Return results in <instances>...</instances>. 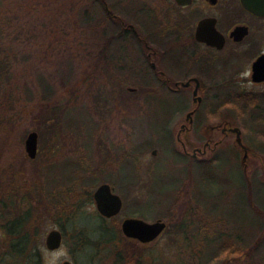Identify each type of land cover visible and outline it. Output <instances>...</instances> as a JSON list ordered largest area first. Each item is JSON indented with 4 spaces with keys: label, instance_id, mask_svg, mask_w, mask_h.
<instances>
[{
    "label": "rangeland",
    "instance_id": "rangeland-1",
    "mask_svg": "<svg viewBox=\"0 0 264 264\" xmlns=\"http://www.w3.org/2000/svg\"><path fill=\"white\" fill-rule=\"evenodd\" d=\"M1 16L7 37L0 41V58H7L3 68L9 78L0 84V185L4 190L10 187L14 198H6L3 222L18 214L19 200V210L25 208L29 188L32 206L38 207L42 219L41 264H61L66 258L73 264H217L246 252L259 236L249 260L232 264H264V233L259 222L257 227L253 224L252 206L245 211L249 241L240 250L227 247V233L204 234L205 246L195 235V220L202 213L208 222L219 219L215 222L222 223L226 231L228 222L223 215L228 213L230 196H236L232 188H237L241 174L225 150L220 151L215 167L196 168L191 155L183 154L177 134L185 113L193 108L192 92L153 88L160 84L158 78L149 77L142 69H135L134 74L116 71L117 53L132 63L133 57L145 58L144 47L127 42L131 49L128 56L125 46L121 51L115 40H110L108 65H95V52L102 48V0H0ZM111 30L114 28L109 25V37ZM115 71L129 75L119 76ZM44 83L51 85L49 89ZM142 85L153 86L147 87V92ZM133 86L136 89L131 91L128 87ZM49 90L54 94L46 99ZM31 130L38 132L34 159L27 156L24 144ZM200 136L193 124L181 139L187 140L191 152ZM210 155L203 156L204 161L211 163ZM100 166L102 178L96 172ZM47 171L49 183L58 182L56 188L64 194L59 203L52 204L46 194ZM178 181L183 183L175 186ZM101 182L114 186L123 198L121 212L114 221H107L109 229L118 230L122 218L130 215L148 221L160 218L168 224L166 230L145 247L127 240L119 230L111 244H99L101 236L96 231L90 236L92 243L79 246L76 229L96 228L97 222L92 199L79 205L74 204L75 199L81 190L91 196ZM20 190L25 200L19 199ZM262 191L260 199H255L260 202L258 207H264V188ZM76 208V217L68 219V213ZM53 227L62 231L63 243L50 252L44 247L45 236ZM3 232L0 228V253L3 245H8Z\"/></svg>",
    "mask_w": 264,
    "mask_h": 264
},
{
    "label": "flooded vegetation",
    "instance_id": "flooded-vegetation-1",
    "mask_svg": "<svg viewBox=\"0 0 264 264\" xmlns=\"http://www.w3.org/2000/svg\"><path fill=\"white\" fill-rule=\"evenodd\" d=\"M181 1L102 0L104 24L102 38L105 41L108 38L111 41L115 40L117 49L121 51L125 46L128 56L131 49L130 47L128 49L127 42H131L134 47L141 45L146 51L144 59L133 57L132 63L126 56L117 53L116 71L130 70V74H134L135 69H142L149 77L158 78L160 84L156 87L154 85L153 88L167 92H192L193 108L185 113V122L180 124L177 140L183 147V154L191 155L196 168L215 167L216 163L218 165L220 151L225 150L232 155L234 166L240 172L241 178L238 180L237 188H232L236 196H230L228 213L223 215L228 222L226 231L222 223L220 226L215 222L219 219L208 222L202 213L197 214L195 220L197 227L195 235L202 238L204 234L209 236L227 233L226 236L229 237L227 247L237 251L240 250V246L245 247L249 241V223L245 213L249 206L255 209L253 224L259 222L260 231L264 233V207H258L260 202L258 204L255 201L260 199L264 188V0ZM245 1L251 2L252 5L258 4L259 11L247 7ZM107 24L114 28L110 37L107 36L109 26ZM144 63L150 68L149 71ZM136 73L138 76H144ZM142 86L149 92L150 89L147 87L153 85ZM128 88L134 91L136 86ZM193 124L196 131L201 134V139L197 140V145L190 152L187 149V140H182L181 134L189 132ZM224 146L226 149L222 148ZM209 152L212 154L211 163L203 159ZM96 168L98 176L102 178V166ZM10 169L11 165L8 176H11ZM176 183L175 186L183 182ZM175 186L172 187L174 194ZM110 187L112 192L118 194L114 191V186ZM9 188L4 193L10 201L14 198H11ZM94 191L91 193V199L95 207L96 228L80 226L76 229L77 236H91L97 231L101 236L99 244L102 245V235L105 239L110 235L118 237L119 230L127 240L145 247L166 230L168 224L161 219L165 227L157 237L148 242L140 241L126 235L122 229L125 219L141 218L130 215L122 218L118 230L109 229L107 221L110 219L114 221V217L121 212L123 198L118 194L121 200L119 211L106 216L97 209ZM197 193L198 196L201 195L199 191ZM23 194V190H20V199H24ZM210 208L217 210L218 206L210 205ZM186 231L185 229L184 232ZM261 237L249 245L247 251L240 256L230 257L227 261L217 264H232L234 260L248 261L251 251L258 246ZM202 240L201 243L204 245V239ZM219 246L220 244L215 247L219 249ZM44 247L50 252L58 249H49L46 244ZM3 250L4 252L0 253V262L15 258V255L7 252L8 247L5 245ZM20 264L23 263L20 261Z\"/></svg>",
    "mask_w": 264,
    "mask_h": 264
},
{
    "label": "trees",
    "instance_id": "trees-1",
    "mask_svg": "<svg viewBox=\"0 0 264 264\" xmlns=\"http://www.w3.org/2000/svg\"><path fill=\"white\" fill-rule=\"evenodd\" d=\"M7 33H6V22H4L3 17H0V41L6 39ZM110 39L108 38L106 41L103 40L102 38V48H97V52H95V65H98V68L100 66V63H104L108 65V61H110V56L108 52L109 44H110ZM102 58V59H101ZM7 63V58L6 57H1L0 58V67L3 64ZM2 64V65H1ZM11 65V64H10ZM9 65V66H10ZM6 66V65H5ZM111 67V66H110ZM4 71H0V84L7 79L9 75L6 76V71L7 69L3 68ZM109 69V68H107ZM1 70V68H0ZM100 71V70H98ZM103 71V70H102ZM9 78V77H8ZM44 88H48L51 86L50 84H45L44 83ZM51 92H48L46 94L45 98L50 99L52 95L54 94L53 90H49ZM125 151V150H124ZM127 153V152H125ZM128 154L130 156L135 157L133 153H130L128 151ZM53 164V163H52ZM50 164V167L52 166ZM61 164V163H60ZM49 167V168H50ZM49 171V169H48ZM48 171L46 172L47 178H46V186H47V195L50 197V200L52 204L59 203L60 200L63 198L62 195L63 192H60L57 187L59 185L58 182L56 184H50L49 183V178H48ZM83 177V176H82ZM44 187V186H43ZM4 187L0 185V228L4 231L3 234L8 235L5 237V243L8 244V250L7 252L15 255L16 261H11L8 262L5 260V262L1 261L0 264H20V261L23 264H41V257H40V243L39 239L41 237V233L43 231L42 229V219L41 216L38 215L37 213V206H32V198L33 195H31L30 189H26V206L24 209H20L18 207L21 204V200H19V204L17 203V210L18 214H15L16 216L8 218L5 220L7 222H3V218L5 217V214L7 212L6 210V205H7V200H6V194L4 193ZM66 197V196H64ZM21 198V195H19V199ZM24 198V200H25ZM91 196L88 194L86 190H81L78 192V196L75 199L74 204L79 205L83 200L85 201L86 199H90ZM57 201V202H56ZM77 208L76 210L72 213H68V219H73L77 215ZM14 212V213H16ZM60 225V224H59ZM77 237V243L79 246L85 245L87 243H92V239L90 236H76ZM102 244H111L116 240V237L114 235L107 236L105 239L102 235ZM97 243V242H94ZM115 261V258L113 259Z\"/></svg>",
    "mask_w": 264,
    "mask_h": 264
},
{
    "label": "water",
    "instance_id": "water-1",
    "mask_svg": "<svg viewBox=\"0 0 264 264\" xmlns=\"http://www.w3.org/2000/svg\"><path fill=\"white\" fill-rule=\"evenodd\" d=\"M182 2L181 0H178ZM245 5L258 12L259 5H252L245 1ZM25 151L30 158H35L38 148V132L31 130L25 138ZM156 153V149L152 150ZM94 199L97 209L106 216H110L119 211L121 200L118 194L111 191L109 183L103 182L94 191ZM165 223L158 219L153 222H147L141 218H127L122 224L124 233L128 236L138 238L140 241L148 242L153 240L163 230ZM63 243L62 231L57 228L50 229L45 236V244L49 249H57ZM61 264H72L70 260H64Z\"/></svg>",
    "mask_w": 264,
    "mask_h": 264
}]
</instances>
